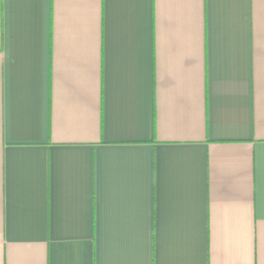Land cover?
<instances>
[{
  "label": "crops",
  "instance_id": "1",
  "mask_svg": "<svg viewBox=\"0 0 264 264\" xmlns=\"http://www.w3.org/2000/svg\"><path fill=\"white\" fill-rule=\"evenodd\" d=\"M0 264H264V0H0Z\"/></svg>",
  "mask_w": 264,
  "mask_h": 264
}]
</instances>
